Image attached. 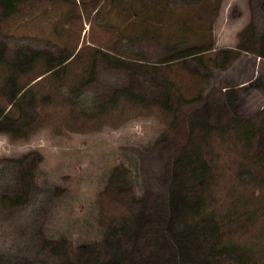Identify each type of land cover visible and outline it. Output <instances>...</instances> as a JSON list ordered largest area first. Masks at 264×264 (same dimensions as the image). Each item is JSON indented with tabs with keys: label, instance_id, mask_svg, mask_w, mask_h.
<instances>
[{
	"label": "rangeland",
	"instance_id": "1",
	"mask_svg": "<svg viewBox=\"0 0 264 264\" xmlns=\"http://www.w3.org/2000/svg\"><path fill=\"white\" fill-rule=\"evenodd\" d=\"M113 1L27 0L15 14L0 18V37L11 46V58L25 46L50 50L67 47L75 52L63 72L68 83L88 75L98 47L113 52L115 42L120 40V28L128 22L138 24L140 33L130 52L145 53L151 60L174 51L171 45L176 43L192 46L213 41L215 48L203 54L204 65L192 59L163 65V72L175 81V87L191 98L201 91L208 94L210 88L208 78L192 68L203 72L207 71L205 66L214 68L215 50L236 48L245 36L241 32L252 20L258 33L264 31V8L257 5V0L253 4L250 0L177 1L170 5L168 19L161 12L158 17L151 15L157 6H149L148 1L121 0V6ZM133 6L140 9V15L132 16ZM45 64L43 57L30 74L21 77V82H28L29 76L41 72ZM96 71L98 77L92 86L101 98L128 81V74L114 68L101 53ZM7 72L0 66V82ZM215 73L217 78L210 80L212 84H239L243 95L238 113L264 120V57L243 50L227 69L217 68ZM56 80L50 74L34 87L38 96L47 94L49 98L42 105V117L36 121L38 128L29 138L17 139L0 131V159L17 158L33 150L43 154L41 168L51 182L64 189L49 211L44 232L49 238L70 241L75 253L81 245L100 246L106 230L104 219L127 212L115 199L120 197L119 188L114 192L107 189L114 168H126L134 192L142 195L167 178V165L178 153L187 130L183 125L176 126L159 142L167 132L171 114L159 107L133 106L126 100L110 112L84 116L56 89ZM262 136L264 133L255 136L251 150L239 133L233 132L209 138L204 144L217 174L206 212L222 223L225 243L235 242L248 249L256 256L255 264H264V159L259 158L264 150ZM244 165L254 172L252 181L238 177L237 171ZM45 256L48 264H57L53 257Z\"/></svg>",
	"mask_w": 264,
	"mask_h": 264
},
{
	"label": "trees",
	"instance_id": "2",
	"mask_svg": "<svg viewBox=\"0 0 264 264\" xmlns=\"http://www.w3.org/2000/svg\"><path fill=\"white\" fill-rule=\"evenodd\" d=\"M26 1L0 0V18L12 16ZM142 1L157 6L151 15L158 17L161 12L168 19L170 5L182 0ZM254 1L250 0V3ZM113 3L122 5L121 0ZM257 5L264 8V0H257ZM130 13L138 16L141 12L133 6ZM137 25L128 22L120 28V40L115 42L113 52L98 47L88 75L75 83L64 81L63 72L75 56V52L67 47L50 50L25 46L11 58V46L0 37V66L8 71L0 82V96L4 97L0 99V131L13 138H29L38 128L36 121L42 117V105L49 96H38L34 87L50 74L57 78L53 83L56 89L63 92L84 116L110 112L126 100L133 106L159 107L171 114L167 132L159 137V142L176 126L183 125L187 130L178 153L172 155L167 165V178L157 181L156 187L142 195L134 192L126 168H114L107 189L114 192L119 188L120 197L115 199L126 207L127 212L104 219L106 230L100 246L81 245L75 253L70 241L49 238L44 232L49 211L64 189L51 182L41 168L43 154L33 150L17 158H1L0 264H48L46 254L57 264H255L256 256L248 249L235 242L225 243L222 223L215 220L214 214L206 212L208 194L217 181V174L205 154L204 144L209 138L233 132L239 133L247 149L251 150L256 143L255 136L264 133L261 116L253 118L237 112L243 95L239 84L219 86L210 81L217 78L215 69H227L243 50L264 57V31L258 33L257 24L252 20L241 32L245 36L236 48L215 50L214 68L205 66L206 72L192 68L208 78L210 88L208 94L201 91L188 98L163 72V65L190 59L204 65L203 54L215 48L214 42L192 46L176 43L171 45L174 51L151 60L145 53L130 52L140 34ZM99 53L114 68L128 74L127 82L116 86L103 98L92 86L98 77ZM43 57L45 68L22 83L21 77L30 74ZM260 144L264 147L263 136ZM141 155L145 160L146 156ZM259 158L264 159V150ZM237 175L243 181L254 179V172L246 165L240 167Z\"/></svg>",
	"mask_w": 264,
	"mask_h": 264
}]
</instances>
